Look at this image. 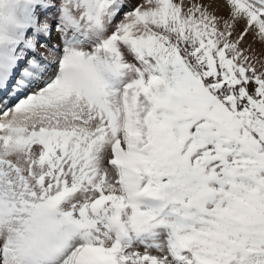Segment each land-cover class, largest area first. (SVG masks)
Segmentation results:
<instances>
[{"label": "snow or ice", "instance_id": "1", "mask_svg": "<svg viewBox=\"0 0 264 264\" xmlns=\"http://www.w3.org/2000/svg\"><path fill=\"white\" fill-rule=\"evenodd\" d=\"M0 264H264V0H0Z\"/></svg>", "mask_w": 264, "mask_h": 264}]
</instances>
